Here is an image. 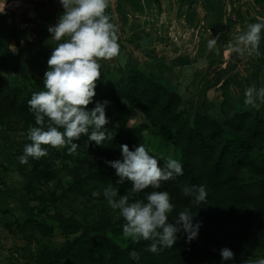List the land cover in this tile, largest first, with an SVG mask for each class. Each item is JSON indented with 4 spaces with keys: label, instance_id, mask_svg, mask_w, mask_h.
Returning <instances> with one entry per match:
<instances>
[{
    "label": "trees",
    "instance_id": "obj_1",
    "mask_svg": "<svg viewBox=\"0 0 264 264\" xmlns=\"http://www.w3.org/2000/svg\"><path fill=\"white\" fill-rule=\"evenodd\" d=\"M157 3L158 0H155ZM48 66L29 65L27 79L34 87L33 92L43 89L42 78ZM21 86H10L0 76V126L8 125L13 131L22 125V131L34 125L28 100L32 93ZM94 100H108L106 108L108 124L113 139L102 146L87 141L82 136L77 143L76 155L79 163L68 171L76 187H88L89 192L98 195L100 215L90 222H80L60 211H47L56 204V195L44 191L48 185L59 179L60 170L52 163L59 158L58 148L48 147V155L39 160L29 159L21 165L16 152L12 158V169L0 165L2 172L12 171L25 181V194L37 205L28 211L31 217L23 223L13 220L4 224L5 230L14 238L31 244L28 258L31 264H221L219 251L227 247L234 253V260L228 264H241L250 257L264 256V120L259 114L237 112L231 119H211L196 113L192 118L181 109V98L167 91L150 73L133 71L126 79H119L110 87L101 80L96 81ZM94 105H88L92 108ZM111 110L128 115L133 111L141 114L144 123L127 126L119 115ZM154 129L159 139L168 140L172 157L182 161L183 175L162 183L158 191H168L176 209L170 215L174 218L183 207H191L194 223L200 222L198 237L188 242L183 232L172 248L158 253L147 251L149 241H134L129 238L128 247L122 249L115 244L108 233L115 238L123 237L121 225L115 213L103 198L102 189L109 183L115 184L118 177L115 170L105 164L121 158L120 145L130 150L143 143L149 148L144 133ZM94 164V171L89 168ZM11 172V173H12ZM244 175L254 181L251 187L244 182ZM183 184H203L207 190L206 201L194 205L191 198L181 191ZM121 194L130 190L125 182L114 185ZM5 187L0 178V194ZM254 189V190H252ZM137 194L141 199L144 192ZM7 212L3 211V215ZM43 216L55 223L67 240L60 246H53L54 229L38 221ZM72 241H68L69 238ZM29 249L28 246H26ZM133 255V256H132Z\"/></svg>",
    "mask_w": 264,
    "mask_h": 264
},
{
    "label": "clouds",
    "instance_id": "obj_2",
    "mask_svg": "<svg viewBox=\"0 0 264 264\" xmlns=\"http://www.w3.org/2000/svg\"><path fill=\"white\" fill-rule=\"evenodd\" d=\"M59 3L64 11L54 25L47 27L56 44L42 78L44 90L33 92L28 100L35 123L27 130V139L31 142L24 145L22 154L17 157L21 165L28 164L29 159L46 157L48 147L44 146L67 147L72 154L80 147L77 141L82 136L97 146L113 139L111 131L105 128L109 122L106 108L110 102L94 100L96 81L101 76L98 61L122 57L118 28L106 11L109 0H59ZM257 19L258 22L249 23L234 42L228 43L226 50L229 53L257 52L264 18ZM218 39L219 34L208 39L207 48L214 49ZM244 97L246 105L258 107L264 104V82L260 86L253 83L247 87ZM90 104L94 106L88 108ZM119 147L121 158L105 161L115 170L118 179L115 184L104 187L102 195L115 218L123 220L122 234L134 241H149L147 251L152 253L172 248L181 232L188 242L195 240L201 227L200 222H193L197 212L193 213L191 207L186 206L170 219L176 209L173 198L168 191L157 190L163 182L183 175L182 161L153 154L143 143L133 150L126 144ZM125 182H129L131 188L121 194L114 185ZM149 187L153 190L144 192L141 199L136 198ZM181 191L194 205L205 202L208 195L203 184H183ZM219 255L221 264L234 260L233 251L227 247L221 248ZM241 264H264V256L244 259Z\"/></svg>",
    "mask_w": 264,
    "mask_h": 264
},
{
    "label": "crops",
    "instance_id": "obj_3",
    "mask_svg": "<svg viewBox=\"0 0 264 264\" xmlns=\"http://www.w3.org/2000/svg\"><path fill=\"white\" fill-rule=\"evenodd\" d=\"M63 11L59 0H0L1 77L26 75L32 64L48 66L56 42L47 27ZM106 11L118 28L122 57L98 61L105 87L136 70L176 93L190 118L199 113L229 120L248 112L264 120V104L244 103V90L264 82V30L257 52L226 50L249 23L264 18V0H109ZM216 34L209 50L207 41ZM12 215L20 224L26 220Z\"/></svg>",
    "mask_w": 264,
    "mask_h": 264
},
{
    "label": "rangeland",
    "instance_id": "obj_4",
    "mask_svg": "<svg viewBox=\"0 0 264 264\" xmlns=\"http://www.w3.org/2000/svg\"><path fill=\"white\" fill-rule=\"evenodd\" d=\"M7 80L10 86H21L27 93L34 91V87L27 79V75L17 73L10 75V79ZM111 112L119 115L127 126H137L144 123L141 114L137 111H133L128 115H123L113 110ZM10 129L8 125L0 126V165L8 169H12L14 154L23 152L24 145L31 142L27 139V130L22 131V125H18L15 131ZM144 135L153 154L162 157L173 156L169 141L159 139L154 129H150ZM58 152L59 158L53 159L52 163L56 169L60 170L59 179L43 189L48 193H54L57 197L56 204L48 206L47 211L53 214V211L57 210L68 217L76 218L80 222H90L96 219L100 215V209L95 207L99 203L98 195L95 193L90 194L88 187H76V182L68 176V171L78 165L79 156L76 153L70 154L67 147L58 148ZM89 168L94 171V164L90 163ZM11 172L9 170V172L5 173L0 169V178L5 183L3 193L0 194V264H31L28 255L33 248L32 245H27L23 240L12 237L3 227L4 224L13 222L12 213L20 214L18 218L20 220L23 218L21 214L24 219L30 218L31 216L28 215L29 209L37 205L34 200L25 194V182L23 184L20 178ZM244 182L251 187L254 185V181L246 175H244ZM3 211L7 212L8 218L6 220L9 223L5 222ZM35 219L54 229L53 246H60L67 240L61 235L55 223L47 221L43 216ZM107 236L122 249L129 245V237L115 238L109 233ZM72 239L71 237L68 241H72Z\"/></svg>",
    "mask_w": 264,
    "mask_h": 264
}]
</instances>
